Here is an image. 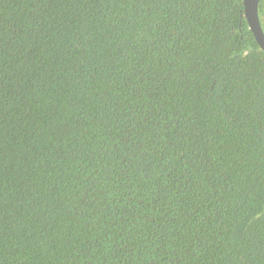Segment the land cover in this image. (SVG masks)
Here are the masks:
<instances>
[{"label": "trees", "instance_id": "16d2710c", "mask_svg": "<svg viewBox=\"0 0 264 264\" xmlns=\"http://www.w3.org/2000/svg\"><path fill=\"white\" fill-rule=\"evenodd\" d=\"M243 14L0 0V264H264V52Z\"/></svg>", "mask_w": 264, "mask_h": 264}, {"label": "water", "instance_id": "95a60500", "mask_svg": "<svg viewBox=\"0 0 264 264\" xmlns=\"http://www.w3.org/2000/svg\"><path fill=\"white\" fill-rule=\"evenodd\" d=\"M258 3L259 0H243V15L257 44L264 52V31L259 20Z\"/></svg>", "mask_w": 264, "mask_h": 264}]
</instances>
